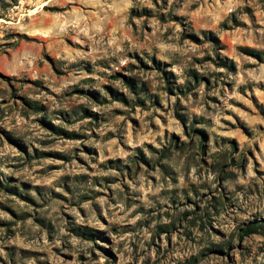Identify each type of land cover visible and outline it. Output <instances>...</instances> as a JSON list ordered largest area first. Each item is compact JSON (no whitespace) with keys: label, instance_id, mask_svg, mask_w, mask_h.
I'll return each mask as SVG.
<instances>
[{"label":"rangeland","instance_id":"obj_1","mask_svg":"<svg viewBox=\"0 0 264 264\" xmlns=\"http://www.w3.org/2000/svg\"><path fill=\"white\" fill-rule=\"evenodd\" d=\"M246 47L264 0H0V264H264Z\"/></svg>","mask_w":264,"mask_h":264},{"label":"trees","instance_id":"obj_2","mask_svg":"<svg viewBox=\"0 0 264 264\" xmlns=\"http://www.w3.org/2000/svg\"><path fill=\"white\" fill-rule=\"evenodd\" d=\"M245 51L253 54L254 56H256L257 58H259L261 61L264 62V51H259V50H255L252 48H244ZM191 75H193L195 78L197 77V74L195 71L191 72ZM130 86H133V84H131L130 82H128Z\"/></svg>","mask_w":264,"mask_h":264}]
</instances>
